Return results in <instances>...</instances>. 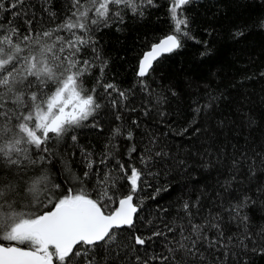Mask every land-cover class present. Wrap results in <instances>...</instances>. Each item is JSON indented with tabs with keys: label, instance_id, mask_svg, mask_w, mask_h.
<instances>
[{
	"label": "trees",
	"instance_id": "trees-1",
	"mask_svg": "<svg viewBox=\"0 0 264 264\" xmlns=\"http://www.w3.org/2000/svg\"><path fill=\"white\" fill-rule=\"evenodd\" d=\"M11 3L15 0H0L4 5L0 23L8 27L11 21L22 31L26 29L25 18L34 19L37 30H47L71 14V0H25L27 17H14L13 12L22 9L17 6L9 10ZM170 5L171 0L141 5L143 16L121 6L123 24L92 26L95 30L88 35L107 65L101 73L100 62L95 61L96 67L86 74L84 85L96 89L102 107L81 126L69 129L48 165L50 180L65 191L81 187L89 193L102 191L97 183L107 174V185L114 184L109 194L116 193L117 200L119 193L130 188L120 165L135 166L143 172L134 196L138 205L134 225L122 232L125 237H149L155 231L164 235L152 237L135 251L129 249V264H136V255L142 259L168 257L151 259L149 264H192L194 258L183 251H168L176 249V241L181 239L177 225L188 224L182 208L185 201L193 205V223H218L225 240L243 234L232 208L245 196L256 201L241 212L250 218V230L255 233L264 225V195L258 192L264 189V0H191L178 11V18L189 21L186 28L182 26L189 35L179 34L181 47L162 55L145 77H139L142 53L158 37L174 30ZM237 28L243 36H234ZM75 31L80 34L79 29ZM59 34L70 35L67 31ZM83 58L92 59L91 49ZM109 83L115 89L106 92L103 85ZM119 92L127 93V99H121ZM114 99H121L118 109L111 104ZM72 135L77 137L75 142ZM161 151L168 155L157 157L155 153ZM148 155L152 159L141 163V157ZM89 160V180L83 185L72 180L68 169L82 177L89 170ZM180 160L183 166H177ZM158 188L162 190L157 193ZM18 211L28 213L36 208L33 205ZM166 226L175 231L168 232ZM204 234L209 240L219 236L212 227L204 228ZM199 247L205 264H264V255L259 252L245 254L232 248L237 255L225 260L223 249H210L206 241Z\"/></svg>",
	"mask_w": 264,
	"mask_h": 264
},
{
	"label": "snow or ice",
	"instance_id": "snow-or-ice-1",
	"mask_svg": "<svg viewBox=\"0 0 264 264\" xmlns=\"http://www.w3.org/2000/svg\"><path fill=\"white\" fill-rule=\"evenodd\" d=\"M153 2L71 0V14L47 30H37L34 19H24L26 29L23 31L11 21L8 27L0 23V264H129V249L135 251L137 246H146L152 237L164 235L155 231L149 237L142 234L125 237L122 232L125 226L134 225V215L138 213L134 196L139 190L143 172L137 167L120 165L130 188L127 193H119L118 200L116 193L109 194L114 184L107 185V174L97 183V188L103 190L89 193L83 187L79 190L61 189V185L52 183L48 172V165L57 155L56 149L69 129L81 126L102 107L97 102L96 89L89 90L84 85L86 74L96 67L95 61L100 62L101 73L107 65L88 33L110 23L123 24L121 6L143 16L141 5L152 6ZM24 3L25 0H15L8 5L9 10L17 6L22 9L14 11V17H27V11H23ZM189 3L191 0H171L169 11L175 22L174 30L163 38L158 37V43H152L150 49L142 53L138 60L139 77L149 73L161 54L181 47L179 34L189 35V32L182 31V26L186 28L189 21L178 18V11ZM3 7L0 4V8ZM45 11L54 15L48 8ZM77 29L80 34L75 31ZM61 31L70 35H60ZM243 35L239 28L234 32L236 37ZM88 49H91L92 59L83 58ZM103 87L106 92L115 89L111 83ZM118 95L123 100L127 99L125 92ZM121 99L112 100V106L118 109ZM116 118L120 119V116ZM71 139L75 142L77 137L72 135ZM151 151L148 149L149 153ZM155 155L162 157L168 154L161 151ZM151 159V155L141 157V163ZM176 163L183 166L184 161ZM86 167L89 170L84 171L82 177L72 174L69 168V176L83 185L91 176V160ZM161 190L158 188L157 193ZM258 192L264 195V189H258ZM249 202L256 203L250 196H245L232 208L243 234L229 236L225 240L218 223L208 221L203 226L193 223V205L185 201L182 208L188 224L177 225L181 239L176 241V249L169 248L168 251H183L186 256L194 258L192 264H205L204 253L199 247L202 241H206L210 249H223L225 260L229 255H237L231 251L232 248L245 254L252 251L264 255V225L253 233L250 218L246 214L241 215ZM33 205L36 211H18ZM206 227L216 228L219 236L209 240L204 234ZM167 230L175 231L172 227H167ZM2 241L9 243L6 245ZM172 258L175 259L174 256ZM151 259L167 260L168 257L142 259L135 256L136 264H149Z\"/></svg>",
	"mask_w": 264,
	"mask_h": 264
},
{
	"label": "water",
	"instance_id": "water-1",
	"mask_svg": "<svg viewBox=\"0 0 264 264\" xmlns=\"http://www.w3.org/2000/svg\"><path fill=\"white\" fill-rule=\"evenodd\" d=\"M162 38H163V37H162ZM155 43H158V41L155 42ZM149 49H150V48H149ZM149 49H148V50H149ZM148 50H146V51H148ZM165 54H168V53H163V54H161V56H162V55H165ZM161 56H160V57H161ZM160 57H159V58H160ZM159 58H158V59H159ZM137 72H138V70H137ZM134 216H135V215H134ZM125 227H126V226H125ZM21 247H22V246H21Z\"/></svg>",
	"mask_w": 264,
	"mask_h": 264
},
{
	"label": "rangeland",
	"instance_id": "rangeland-1",
	"mask_svg": "<svg viewBox=\"0 0 264 264\" xmlns=\"http://www.w3.org/2000/svg\"><path fill=\"white\" fill-rule=\"evenodd\" d=\"M12 243H15V242H12Z\"/></svg>",
	"mask_w": 264,
	"mask_h": 264
},
{
	"label": "bare ground",
	"instance_id": "bare-ground-1",
	"mask_svg": "<svg viewBox=\"0 0 264 264\" xmlns=\"http://www.w3.org/2000/svg\"><path fill=\"white\" fill-rule=\"evenodd\" d=\"M135 217V216H134Z\"/></svg>",
	"mask_w": 264,
	"mask_h": 264
}]
</instances>
